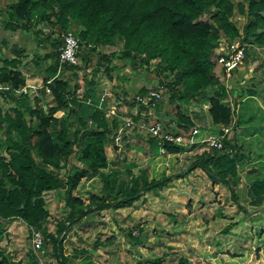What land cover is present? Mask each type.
I'll use <instances>...</instances> for the list:
<instances>
[{"label": "trees", "instance_id": "1", "mask_svg": "<svg viewBox=\"0 0 264 264\" xmlns=\"http://www.w3.org/2000/svg\"><path fill=\"white\" fill-rule=\"evenodd\" d=\"M247 1L246 6L243 2L235 5L232 0H15L10 7L9 19L4 21L6 30L29 31L31 27L36 29L43 21L64 31L81 27L78 37L84 54L113 46L115 39L121 37L124 48L118 57L128 61L134 69L139 68L137 63L142 64L144 71H151L170 94L169 103L174 106L170 116L174 115L172 122L175 126L155 120L156 123H163L167 132L189 135L196 127L190 115L182 111L178 104L183 98L190 102L208 103L212 133H221L222 127H230L231 130L225 137L222 149L204 150L186 172L175 176L151 179L146 168L135 172L133 163L98 175L92 170L81 169L65 179L59 178L48 169L60 170L63 167L75 153L79 135L86 140L96 137L104 139L115 133L120 123L118 118L110 122L106 114L98 110L88 116L83 115L85 97L80 99L77 96L79 85H71L68 79L57 77L61 40L55 38L54 50L44 57V60H51L46 69L48 75L43 79V88L49 92L52 103L44 110L41 101L38 98L35 100L36 108L30 112L31 120L36 119L35 125H29L22 111L24 98L15 92L26 87L19 61L4 60L0 66V83L11 87V90L2 91L0 95L7 92L6 97L17 103L16 108L5 113L0 108V130L4 123L8 124L5 142L0 141V219L21 218L38 230L49 216L44 193L63 188L67 215L58 222L57 234L47 237L53 241L60 264H66L68 258L62 253L64 236L86 217L93 213L128 208L146 194L160 191L174 179H181L193 170L200 168L207 172L215 183L225 185L231 191L232 198L239 203L237 190L241 176L238 166L251 158V152L246 155L247 150L238 144L236 130L240 123L236 120L232 124V119L238 99L245 90L240 86L229 89L215 73V68L220 39L226 37L234 42L236 38H241L234 23L235 7L239 13L249 16L244 26V41L248 40L250 34L264 28V0ZM39 9L45 11L41 12L40 20L36 23L33 14ZM34 32L38 35L42 33L40 30ZM50 33L54 34L52 30ZM263 43L264 32L250 42ZM112 56L114 54L103 57L109 61ZM71 68L81 70L80 66L65 65L64 71ZM112 70L110 66L105 68L107 73ZM92 88L96 90L95 86ZM149 89H142L138 94L145 95ZM246 92L249 96L259 94L256 85ZM127 101L129 105L136 106L134 100ZM62 111H68L70 122L57 116V112ZM142 112L143 108L139 107L138 115L132 116V119L138 123L142 119ZM76 122L77 128L71 134ZM88 127L90 130L85 132ZM15 135L20 140H16ZM151 140L160 151V140ZM162 145L166 155H177L185 149L168 142ZM84 180H97L100 183V187L88 192L87 198L77 194ZM246 195L249 199L260 198L264 203V179L252 180ZM0 264L22 262L0 252ZM152 264L163 263L157 260ZM179 264L189 262L182 259Z\"/></svg>", "mask_w": 264, "mask_h": 264}, {"label": "rangeland", "instance_id": "2", "mask_svg": "<svg viewBox=\"0 0 264 264\" xmlns=\"http://www.w3.org/2000/svg\"><path fill=\"white\" fill-rule=\"evenodd\" d=\"M232 1L235 5L238 2L248 5L247 0ZM14 2L15 0H0V16H4L3 18L8 20L9 18L5 15H10V7ZM42 11L45 10L39 9L34 12V22L37 23L40 20ZM248 20V14L239 13L235 7L234 23L240 31L241 38H236L234 42L245 44L248 48V57L244 60L240 70L247 68V64L250 65L253 61L258 60L256 68L252 70L246 79L252 83L250 82L251 84L249 83V85L243 84L242 90L244 89L245 93L239 97L238 105L235 107L234 119L240 123L236 130L237 142L247 150L245 152L246 155L251 152V158L246 159L238 166L241 176V184L237 190L239 203L232 198L231 191L225 185L220 182L215 183L207 172L200 168L193 170L181 179H174L160 191L146 194L128 208L103 211L86 217L83 223L81 222L73 227L64 236L62 253L68 258L66 264H137L143 261L155 262L160 260L155 259L156 256H161L164 252L167 253L166 251H160L161 247L168 248L167 244L173 246V252L167 254L170 255L168 264H179L182 259L187 260L189 264H264V203L260 201V198L249 199L246 195L247 187L251 181L257 177L263 178L262 175H264L262 164L259 163V161L264 159V82H253L256 79V73H262V78L264 75V43L262 45L250 44L260 33L264 32V28H260L255 34H250L247 37L248 40L244 41V26L248 23ZM45 24L48 25L47 22L43 21L38 26L42 28V25ZM52 28L54 29V34H56L55 38H60L63 32L68 31L79 36L82 30L81 27L66 31L61 30L59 27L52 26ZM3 30V27H1L0 32ZM1 39L2 32L0 33V44L2 43ZM222 41L229 40L226 37H222L220 42ZM116 44L118 49H111L113 50L111 52H114V56L110 57L107 64L112 68L116 67L117 63L121 61L118 55L124 48L123 39L117 37L115 39ZM107 47L97 48L94 55H97V53L103 54V52H106L105 49ZM138 65H140V69L145 70L142 64L137 63ZM94 70H96V67L91 72L85 73L84 71L86 70L81 69L77 71L75 79L71 75L66 76L69 81L73 82L71 85H79L81 92L77 96H80V99L85 97L83 90L88 86H96V83L88 82L89 79L92 80L96 76ZM111 72L110 75L113 73ZM149 73L152 72L150 71ZM215 73L219 76L221 82L227 85L234 72L231 76H228L222 69L216 67ZM106 74L109 73L104 70L105 77H107ZM78 76L81 78L80 80ZM35 77V75L27 77L24 74L26 85L28 84L27 80L31 81ZM59 77L62 78L64 76L60 74ZM254 85L259 91L256 97L258 98L257 101L250 99L242 102L243 98L248 95L246 91L251 87L254 88ZM34 86L27 89L29 92L26 95L24 93L17 94V96H23L24 98L25 107H22V111L29 125L37 123L36 119L32 121L30 118V112L36 108L35 100L37 98L40 101H45V105L41 106L44 110H47V106L52 103V97L43 88V79H40ZM4 94L0 95L2 113L17 107L15 101L9 96L6 97L7 92ZM169 95V92H165L163 101L157 106H161L163 113V115L159 114L161 117L149 118L146 116L147 127L155 120L164 121L169 126H175L171 116H169L171 110H174V106L169 103ZM131 99L133 100V97ZM178 104H180L181 110L190 115V117L192 116L198 125L199 135L195 137V140L199 143L194 147H185L177 155H166V153L158 151L156 145L152 140L150 141L154 137L150 135L147 128L135 124L120 142L115 140L116 131L107 135V138L104 139L96 137L86 140L82 135H79L75 153L69 157L63 167L60 170L49 168L48 171L59 178L65 179L81 169L92 170L91 172L98 175L99 173H107L112 169L120 168L122 165L131 166L134 163L135 172L146 168L151 179H160L164 175L175 176L186 172L195 158L203 153L204 150H208L199 140L204 139L208 133H212V121L208 113L209 105L207 102H190L187 98H183L178 101ZM120 112L116 111L117 114ZM11 114L13 113L11 112ZM67 114L68 111L57 112L58 117L70 122ZM164 116L166 117L165 119ZM117 117L120 125L127 119L125 116H121V118L120 116H112L109 121L112 122ZM75 124L72 127L71 134L77 128V122ZM7 128L8 124L4 123L3 129L0 130L1 142H5V130ZM89 130L90 127L86 128L85 132ZM254 132L262 135V137H254ZM15 139L20 140L16 135ZM82 140L83 143L81 144ZM252 171H256L255 174H250ZM98 187H100V183L97 180H84L80 184L77 194L87 198L88 192ZM43 197L49 216L43 221L38 230L42 231L46 237L55 236L58 222L64 220L67 215L64 189L58 188L45 192ZM180 211L185 212L186 215L182 216L179 213ZM104 212H109V218L106 217V214L102 215ZM164 214L166 217H164ZM172 214H176V220L181 223V225L176 226V229H174L172 221H169V217ZM107 219L108 221H106ZM211 221H214L211 228L205 229L210 225ZM120 226H123L121 232L124 235L123 237L121 236L123 239L121 237L120 239L121 242H124L125 250H122L123 245L120 243L118 249L113 248L115 249L114 252L112 251L113 253H108L110 246H108V249H105L106 247L103 248L102 252L97 249L92 255H89L86 251L81 254L78 253L79 248L81 249L83 244L88 246L89 242L95 241L96 236H99H95V234H100L101 239L104 236L107 238V236H111L109 232L115 233ZM113 228H115L114 231L112 230ZM34 230L37 229L21 218L0 219V252L15 261H21L22 264H60L59 258L54 251L52 240L45 243L41 250L36 251L34 249L32 242ZM129 234H131V237H129ZM111 237L118 240L116 236ZM129 244H131L130 247ZM223 248H228L226 253H224L227 257V263L220 259L222 254L220 250ZM88 251L92 252L91 250ZM141 252L142 255L138 256Z\"/></svg>", "mask_w": 264, "mask_h": 264}, {"label": "crops", "instance_id": "3", "mask_svg": "<svg viewBox=\"0 0 264 264\" xmlns=\"http://www.w3.org/2000/svg\"><path fill=\"white\" fill-rule=\"evenodd\" d=\"M2 9H5V8H2ZM0 15H1V13H0ZM5 16L9 17L8 14H6ZM3 17L0 16V29H1V27H3V29H4L3 31H1L2 32V39H1L2 43L0 44V66L2 65V62L4 60H9V61L12 59L18 60L19 66H20L19 69L22 70V72L27 77H33L34 75L36 76L31 81L27 80V83H28L26 85L27 89L29 87L30 88L35 87L34 85L37 84L40 79H44L45 76L48 75L46 69L51 64V60L50 59L44 60V57L46 54H49L54 50L53 40L55 39L56 34L52 35L50 33L51 30H52V32H54V29L52 28V26L45 24V25H42L43 26L42 28L38 26L36 29L34 27L33 28L31 27L29 29V31H25V30L21 29V30L13 32L11 30L9 31V30H6L4 28V21L6 19H4ZM39 29H40V31H42V33L40 35L35 34L34 31H39ZM116 43L118 44V42H116ZM117 44L115 46H108L105 49L106 52H103V54L97 53V55H94L96 52L92 53V54H84L82 52L80 53V56H79L80 64H79V66L81 67L82 70L83 69L86 70V71H84L85 73L91 72L96 67V70H94L96 76L92 80L89 79V81H88L89 83H96V86H95L96 90L93 89L92 86H88L85 90H83L84 94H85V101H84L85 107L83 108L82 113L84 116H88L94 110H98V111L103 112L105 114H107V112H109V111H117V112L121 111L118 114V116H120V118H121V116H123V117L125 116V118H128V117L132 118V116H137L139 113L138 106L137 105L136 106L129 105L127 100L128 99L130 100V98H132V97L134 98L136 95H138V93L142 89H148V88H151L153 86H156V84H158V79L156 78V76L153 73L145 72L144 70H142L140 68L134 69L130 65V63L128 61H125V60L119 61L116 65V67L113 68L112 72L113 73L115 72V74H113L111 72L113 76L110 75V73H109V74H106L107 77H105L104 70H105V68H107V66H108L107 64L109 61H106V58L103 56L108 55L109 53L114 54V52H111V51H113L111 49H116V48L118 49ZM119 47H120V44H119ZM257 61L258 60L253 61L250 65L247 64L248 67L246 66L247 68H244L243 70H240L241 69V66H240L239 69H237L232 74L233 76L227 82L226 86L229 87V89H230V87L240 86V89H242L243 84L249 85V83L251 81H247L246 79L248 78V76L252 72V70L256 68ZM98 70H100V71L98 72ZM77 71H79V70H77V69L75 70L72 68L64 71V68H63L62 75L64 77H62V78L68 79V77H66V76L71 75V77H73V79H75L77 77V74H76V73H78ZM263 74H264V72H263ZM255 76H256V79L253 80V82L254 81H255V83L262 82V81L264 82V80H263L264 75L262 78V73H260V74L256 73ZM80 79L81 78L79 77V80ZM30 82H32V83H30ZM97 82H98V84H97ZM72 83L73 82H71V84ZM27 92H29V90H27ZM80 92H81V89L79 88L78 93H80ZM256 97L257 96L247 95L243 98L242 102H245V101L250 100V99H254L257 101L258 98H256ZM44 102L45 101L42 100L41 104L45 105ZM159 114L163 115V113L161 111V106L157 107V109L155 110L154 117L156 118L157 116H159ZM143 115L144 114L141 115L142 119L144 117ZM170 115H172V110L169 113V116ZM173 116H171V118ZM159 117H161V116H159ZM165 118L166 117L164 116V119ZM191 118H192V116H191ZM108 119H112V118H108ZM192 120L195 122L194 118H192ZM140 121H138V122H140ZM195 124L197 127L198 125L196 122H195ZM253 136L254 137L255 136L262 137V135L258 134L257 132H256V134L254 132ZM259 157H261V156H259ZM261 161H259V163L262 164V167L264 169V159ZM262 176H263V178H259V177H257V178L260 180L264 179V175H262ZM257 178H255V179H257ZM108 213L109 212H104L102 215L106 214V217L109 218ZM168 213H170V212H168ZM172 213H174V212H172ZM179 213L182 216L186 215L185 212H183V211H180ZM177 214H178V212H177ZM164 217H166L165 214H164ZM106 221H108V219ZM169 221H172L174 229H176V226L181 225V223H179L178 220H176V214H172V216L169 217ZM83 222L84 221H82V223ZM175 223H177V224H175ZM212 223H214V221H211L210 225L205 229H208L209 227L211 228ZM115 228H116V226H115ZM115 228H113L112 230L114 231ZM122 230H123V226H120L119 230L115 231V233L109 232V234H111V236H116L118 238V240H115L114 237H111V236H109V237L107 236V238H106V236H104V238L101 239L100 234H95V236L99 235V236H96L95 241L89 242L88 246L83 244L82 248L81 249L79 248L78 253L81 254V253L86 251L89 255H92V253H94L97 249H100L99 252L100 251L102 252L103 248L106 247L105 249H108V246L111 247L108 250V253H113L115 251V249H113V248L118 249V247H120V243H122V245H123L122 250H125L126 248H124L125 247L124 242L123 241L121 242V239H120V237L121 236L123 237V235H124L121 232ZM103 232L107 233L106 231H103ZM98 233H100V232H98ZM129 237H131V234H129ZM130 246H131V244H129V247ZM87 247H89V248H87ZM167 247L168 248H164V247L160 248L161 249L160 251H163V252L166 251L167 253L164 252L161 256H156V258H155V259H160L163 264H168V257L170 255H167V254H169L170 252H173V250H172L173 246H171L170 244H167ZM168 249H170V250H168ZM88 250H91L92 252H90ZM227 250H228V248H223L222 250H220L222 253L220 255V259H222L224 263L228 262L226 260L227 259V257L225 256L226 254H224V253H226ZM141 255H142V252L140 254H138V256H141Z\"/></svg>", "mask_w": 264, "mask_h": 264}, {"label": "built area", "instance_id": "4", "mask_svg": "<svg viewBox=\"0 0 264 264\" xmlns=\"http://www.w3.org/2000/svg\"><path fill=\"white\" fill-rule=\"evenodd\" d=\"M61 47L59 48V71L57 77L62 74L63 68L65 65L70 67L79 66V55L81 53V43L78 36H76L73 32H63L60 35ZM216 52V67L222 69L228 76H231L233 72L239 69L240 66L243 65L244 60L246 58V45L236 42L222 41L219 43ZM53 81V79L51 80ZM49 81V82H51ZM11 87L8 85H4L0 83V92L9 91ZM166 88L160 83L156 84L149 89L148 93L145 95H136L133 100L135 104L139 107L143 108L144 114L143 119L140 122H135L132 118L125 119V122L120 125L119 129L116 131L114 137L115 140L120 142L123 136L129 132L135 124H138L141 127H146L150 135L154 138H158L161 142V153H166L165 148L162 145L164 142H168L170 144H175L183 147H194L197 143L195 137L199 135L198 127H195L189 135H175L173 132H167L164 129L163 123H156L155 121L151 123L150 126L147 127L146 116L149 118H153L155 115V110L161 101L164 99V93L166 92ZM16 94H27V87L15 91ZM71 106V105H70ZM145 112V113H144ZM112 116H118L116 111H109L106 114L107 118H111ZM236 120L232 119V124H235ZM230 127H222V132L219 134L208 133L207 136L200 141L201 144L205 145L208 149H222L224 146V141L226 135L230 132ZM119 145V144H118ZM51 239L46 237L42 231L34 230L32 234V242L33 247L36 251L42 249L45 243L50 242ZM137 264H152L149 261L138 262Z\"/></svg>", "mask_w": 264, "mask_h": 264}]
</instances>
